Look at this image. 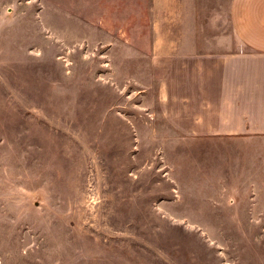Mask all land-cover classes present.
<instances>
[{
    "label": "rangeland",
    "instance_id": "rangeland-1",
    "mask_svg": "<svg viewBox=\"0 0 264 264\" xmlns=\"http://www.w3.org/2000/svg\"><path fill=\"white\" fill-rule=\"evenodd\" d=\"M152 0H0V264H264V137L162 114Z\"/></svg>",
    "mask_w": 264,
    "mask_h": 264
},
{
    "label": "crops",
    "instance_id": "crops-1",
    "mask_svg": "<svg viewBox=\"0 0 264 264\" xmlns=\"http://www.w3.org/2000/svg\"><path fill=\"white\" fill-rule=\"evenodd\" d=\"M162 114L192 139L264 137V0H152Z\"/></svg>",
    "mask_w": 264,
    "mask_h": 264
}]
</instances>
